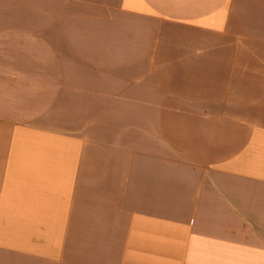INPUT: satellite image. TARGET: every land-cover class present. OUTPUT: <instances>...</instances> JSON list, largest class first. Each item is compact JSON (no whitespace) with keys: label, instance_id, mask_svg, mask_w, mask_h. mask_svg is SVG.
I'll return each mask as SVG.
<instances>
[{"label":"crops","instance_id":"0c3cea01","mask_svg":"<svg viewBox=\"0 0 264 264\" xmlns=\"http://www.w3.org/2000/svg\"><path fill=\"white\" fill-rule=\"evenodd\" d=\"M0 264H264V0H0Z\"/></svg>","mask_w":264,"mask_h":264},{"label":"rangeland","instance_id":"374dc122","mask_svg":"<svg viewBox=\"0 0 264 264\" xmlns=\"http://www.w3.org/2000/svg\"><path fill=\"white\" fill-rule=\"evenodd\" d=\"M70 26L69 24H65V30H70ZM86 60V58H85ZM103 105H97V107H101L102 108Z\"/></svg>","mask_w":264,"mask_h":264}]
</instances>
